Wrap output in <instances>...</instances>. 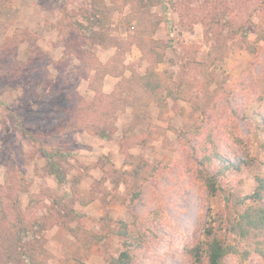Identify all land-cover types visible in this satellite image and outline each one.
Masks as SVG:
<instances>
[{
  "label": "rangeland",
  "instance_id": "rangeland-1",
  "mask_svg": "<svg viewBox=\"0 0 264 264\" xmlns=\"http://www.w3.org/2000/svg\"><path fill=\"white\" fill-rule=\"evenodd\" d=\"M104 1L107 24L97 31L106 43L90 47L104 65L102 94L144 74L150 60L142 48L151 46L164 52L156 72L165 110L124 91L100 98L82 59L61 61L77 36L69 25L91 0H0V184L15 181L11 196L22 210L36 195L47 221L23 232L25 244L46 251L24 263L196 264L190 249L212 212L216 236L240 249L223 264H264L255 248L264 247V229L255 239L227 229L252 202L237 199L264 176V0H163L143 10ZM178 85L183 97L168 96ZM112 104L110 139L84 126L58 128L69 110L99 115ZM129 153L137 169L125 161ZM217 153L246 162L226 170L223 191L211 197L199 173L217 170ZM204 155L212 159L202 164ZM68 207L81 217L72 219ZM121 221L127 242L116 233ZM78 225L88 231L84 238L69 229ZM126 250L127 262L116 261Z\"/></svg>",
  "mask_w": 264,
  "mask_h": 264
},
{
  "label": "trees",
  "instance_id": "trees-1",
  "mask_svg": "<svg viewBox=\"0 0 264 264\" xmlns=\"http://www.w3.org/2000/svg\"><path fill=\"white\" fill-rule=\"evenodd\" d=\"M162 1L163 0H124L127 6L131 5L132 8L135 6L142 10L148 9ZM109 9L110 6L104 0H91L88 8L80 11L78 16L73 17L75 22L73 21L69 27L75 28L77 36L71 37L68 50L64 53L61 61L68 59L72 54L82 59L85 64L84 69L86 68L84 77L90 79V86L98 91L100 98L108 100L113 98L119 91H124L129 96H145L147 101L152 99L157 102L162 111L165 110L167 105L164 103V97L161 95V89L163 88L161 74L156 72L158 63L164 60V52L157 51L151 46L148 49L142 48L144 55L148 56L150 60L149 66L144 74H134L132 77H125L116 85L113 93L110 95L102 94L101 80L104 77L102 71L104 70V65L95 59L94 53L90 47L97 44L104 45L106 43V36L104 34L101 35L97 30H101L106 26ZM62 22H64L66 26L69 24L68 18L65 16ZM261 36L264 37V35ZM32 48L36 50V46ZM18 63L27 65L28 61H18ZM93 71L97 72L95 76L92 74ZM167 95L174 99L182 98V88L180 85L176 88H168ZM96 100L97 99H93L90 101L95 103ZM111 107L112 108L109 110H102L99 115H94L96 114L94 111H92L90 115L84 113L82 115L78 109H74L75 111L69 110L67 111L69 116L63 117L61 121H65V124L58 128L63 132L64 130L69 131L76 129L78 126H84L92 132L110 139V132H107L106 129L108 124L110 126V121L116 110L113 104ZM53 155L61 156L57 153ZM216 156L220 163L217 170L215 172L201 170L199 173L211 197H215L218 191H223L218 181L224 176L226 170L232 167L238 168L246 162L244 159H237L232 162L220 156L218 153ZM137 159L138 158L134 154L129 153L125 161L135 165L137 169L139 166ZM206 159H212V157L204 155L203 158H200V162L203 164ZM140 168L141 167H139V169ZM256 182L255 191L251 195L237 199L241 204H244L248 198H250L252 202L246 204L244 211L235 215V217L228 222L227 229L235 233L239 238L255 239L264 229V206L260 205L261 202L264 201V176H256ZM14 189L15 181H12V178L8 179L5 184H0V257L2 254L1 251H3L4 254L2 259L7 262L6 264H13L14 262L25 264V261H28V263L29 261L31 262L34 255L42 257L46 251L35 245H29V243L25 244V241H23V232H32L35 226H43L47 221L38 213L39 205L35 202L37 201L36 195H30L27 210H22L17 200L13 198L14 195L11 196V192H13ZM67 214L75 220L81 217V214L72 207H68ZM49 216L50 219L56 218L55 213H50ZM216 216V214L210 212L203 231V237L190 249V253L196 264H204L205 259V263L207 264H223L228 254L240 251L237 245L226 243L216 236L214 232L215 220H217ZM69 229L78 238H84L85 234L88 232L82 225L70 227ZM116 233L123 236L127 242L129 240V227L127 223L121 221L116 229ZM97 238L100 239L101 237L97 235ZM14 248L17 251L13 252ZM255 248L257 251L264 254V247L259 245V243L256 242ZM128 258H130V254L128 250H126L122 252L116 261L126 263ZM3 260L0 261V264H3ZM40 260H42V258ZM40 262L41 261L37 264H40Z\"/></svg>",
  "mask_w": 264,
  "mask_h": 264
}]
</instances>
